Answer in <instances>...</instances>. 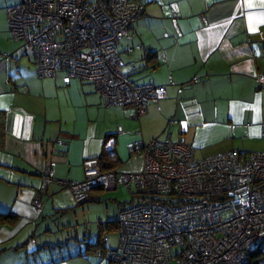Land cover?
<instances>
[{"label": "crops", "instance_id": "crops-1", "mask_svg": "<svg viewBox=\"0 0 264 264\" xmlns=\"http://www.w3.org/2000/svg\"><path fill=\"white\" fill-rule=\"evenodd\" d=\"M3 2L0 264H102L95 251L100 235L91 236L80 219L104 201L102 190L78 204L65 185L84 180L85 160L137 173L145 158L131 148L168 137L201 159L264 152V0H146L120 51L134 83L164 86L167 97L141 118L106 106L92 83L65 71L40 78L31 50L18 46L8 27L6 8L16 0ZM49 164L54 180L38 213L32 203ZM118 218L99 222L100 234ZM102 241L108 248V238Z\"/></svg>", "mask_w": 264, "mask_h": 264}, {"label": "built area", "instance_id": "built-area-1", "mask_svg": "<svg viewBox=\"0 0 264 264\" xmlns=\"http://www.w3.org/2000/svg\"><path fill=\"white\" fill-rule=\"evenodd\" d=\"M145 6L146 0H22L6 12L12 39L31 50L40 78L65 71L92 83L106 106L133 109L141 118L167 97L164 86L134 83L120 51ZM57 145L65 152L64 142ZM130 152L144 155L140 172L105 171L99 159H88L84 180L65 182L78 204L95 189L139 192L137 203L120 210L118 247L96 253L103 262L264 264V152L201 159L169 137L141 141ZM41 177L32 203L38 213L54 164Z\"/></svg>", "mask_w": 264, "mask_h": 264}, {"label": "rangeland", "instance_id": "rangeland-1", "mask_svg": "<svg viewBox=\"0 0 264 264\" xmlns=\"http://www.w3.org/2000/svg\"><path fill=\"white\" fill-rule=\"evenodd\" d=\"M21 3V0H16V3L8 6L6 9L9 7L18 5ZM4 2L3 0H0V6H3ZM13 41H15L13 39ZM18 46L24 47V44L22 42H17L15 41ZM124 62H126V59L122 57ZM130 66H127L125 71L126 73L129 74L130 72ZM132 192L137 194L139 193L136 189L130 190L126 187L119 186V188L115 191H101L99 192L100 196L103 198V202L96 204V205H91L90 208L86 207L85 210L83 211L85 213V217H81L80 219L82 222H87L88 224V231L90 232L91 236H95L97 239L100 235V230H99V222H107V220H116L119 217L120 210L123 206L125 205H131L137 203V199L132 201ZM87 206V204H86ZM86 231V230H84ZM82 231V233L84 232ZM119 230H107L103 232V239L105 240L108 238V243L106 246L108 248H117L119 244ZM81 245V244H80ZM86 248V247H85ZM84 248V249H85ZM92 259H95V261L98 262V258H95L94 255L89 256Z\"/></svg>", "mask_w": 264, "mask_h": 264}, {"label": "trees", "instance_id": "trees-1", "mask_svg": "<svg viewBox=\"0 0 264 264\" xmlns=\"http://www.w3.org/2000/svg\"><path fill=\"white\" fill-rule=\"evenodd\" d=\"M110 153V152H109ZM107 168H109L108 167V165L106 164V165H103V170H105V171H111V170H106ZM96 190H102V191H104L103 189H96ZM111 231V230H119V222L118 221H115V222H113V223H110L108 226H107V228L105 229V230H102L101 231V234H100V241H99V244H97V247H95L96 248V253L98 252V251H104L105 249H106V247L104 246V244H103V241H102V237H103V232L104 231ZM101 247V248H100ZM262 253H264V252H262ZM262 253H260V254H262ZM264 256V254H262V257ZM101 259V258H100ZM102 260V259H101ZM102 264H106L105 262H103L102 261Z\"/></svg>", "mask_w": 264, "mask_h": 264}]
</instances>
